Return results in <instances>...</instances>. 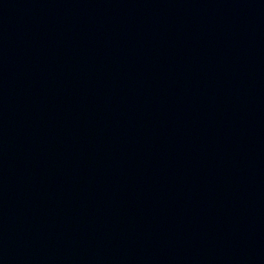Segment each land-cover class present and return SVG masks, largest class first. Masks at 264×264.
Returning <instances> with one entry per match:
<instances>
[{
  "label": "water",
  "instance_id": "obj_1",
  "mask_svg": "<svg viewBox=\"0 0 264 264\" xmlns=\"http://www.w3.org/2000/svg\"><path fill=\"white\" fill-rule=\"evenodd\" d=\"M178 81L264 171V0H75Z\"/></svg>",
  "mask_w": 264,
  "mask_h": 264
}]
</instances>
